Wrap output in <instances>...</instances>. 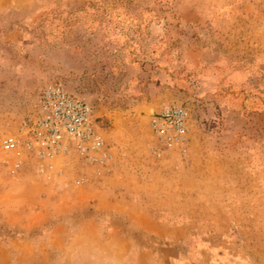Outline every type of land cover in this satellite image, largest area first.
Instances as JSON below:
<instances>
[{"label": "rangeland", "instance_id": "374dc122", "mask_svg": "<svg viewBox=\"0 0 264 264\" xmlns=\"http://www.w3.org/2000/svg\"><path fill=\"white\" fill-rule=\"evenodd\" d=\"M54 83L93 105L117 165L72 153L41 173L0 147V264H133L126 212L165 241L152 221L175 211L264 259V0H0V139ZM170 102L191 108L192 132L157 156L150 118ZM226 178L236 198L215 197Z\"/></svg>", "mask_w": 264, "mask_h": 264}, {"label": "built area", "instance_id": "2783aa9c", "mask_svg": "<svg viewBox=\"0 0 264 264\" xmlns=\"http://www.w3.org/2000/svg\"><path fill=\"white\" fill-rule=\"evenodd\" d=\"M193 112L178 102L163 104L150 118L156 139L153 152H164L183 146L191 132ZM0 147L17 155L27 154L39 172L54 171V160L75 154L85 166L112 171L117 163L100 132L92 104L70 93L61 83L42 91L34 115L23 121L16 135L0 139ZM22 161L11 165L17 175Z\"/></svg>", "mask_w": 264, "mask_h": 264}, {"label": "crops", "instance_id": "0c3cea01", "mask_svg": "<svg viewBox=\"0 0 264 264\" xmlns=\"http://www.w3.org/2000/svg\"><path fill=\"white\" fill-rule=\"evenodd\" d=\"M235 77L236 75L232 76L230 86H235ZM214 78L215 83L209 82V85L211 87L215 85L213 95H216L220 94L222 92L221 89L225 86L222 85L223 79L219 74L218 76H214ZM216 99L219 100V97L216 96ZM237 181L236 178L234 180H231V178L219 180L218 182L225 186H222L223 188L230 189L227 192L219 193L215 197L223 199L236 198L237 192H231V189L237 188ZM242 193H246L245 195L250 194V192ZM135 214L137 213L135 212ZM226 214L231 215L232 212L227 210ZM133 215V212H126V215L123 217L127 221L124 223V226L128 227L129 230L140 232L138 238L128 239L135 248L132 255L133 264H264V259L259 256L258 250L253 251L252 245L249 250L247 245L240 244L236 240L232 228L230 229L232 232L226 235L224 239H216L196 232H190L194 226L189 219V213L185 214L175 211L171 214L170 221L168 222L152 221V224L154 223L156 226L155 231H162V226L164 225L166 230L170 232V237L164 241L163 236L157 232L154 235L148 234L147 231H150L149 229L151 228H148L142 220L141 222L140 220L133 219L131 217ZM184 231L187 234L181 235L180 232ZM154 244L156 245V249H150V252H148L150 255H146L147 250L140 249L143 246L154 247Z\"/></svg>", "mask_w": 264, "mask_h": 264}]
</instances>
